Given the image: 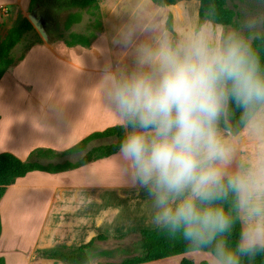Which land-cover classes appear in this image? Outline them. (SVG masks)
I'll use <instances>...</instances> for the list:
<instances>
[{
    "label": "clouds",
    "instance_id": "obj_1",
    "mask_svg": "<svg viewBox=\"0 0 264 264\" xmlns=\"http://www.w3.org/2000/svg\"><path fill=\"white\" fill-rule=\"evenodd\" d=\"M133 67L97 91L122 129V177L144 189L149 225L210 264H264V62L247 34L167 27L132 10Z\"/></svg>",
    "mask_w": 264,
    "mask_h": 264
},
{
    "label": "crops",
    "instance_id": "obj_2",
    "mask_svg": "<svg viewBox=\"0 0 264 264\" xmlns=\"http://www.w3.org/2000/svg\"><path fill=\"white\" fill-rule=\"evenodd\" d=\"M15 1L0 0V7ZM22 7H27L26 0ZM138 7L166 22L171 13L172 27H181L189 16L186 6L179 17L169 5L118 0L105 13L106 31L91 49L82 44L33 45L0 80V152L27 159L36 148L63 151L92 132L117 124L96 89L106 70L133 67L134 49L125 45L122 33L136 22L132 10ZM11 14L0 17V41L21 22L15 24ZM190 17L194 21L199 13ZM205 23L218 30L224 27L210 20ZM116 153L60 172L33 170L8 186L0 198L4 264H66L41 257L38 250L79 246L100 234L113 237L138 228L153 229L150 197L122 177ZM184 258L196 264L211 260L208 251H188L137 264H180Z\"/></svg>",
    "mask_w": 264,
    "mask_h": 264
},
{
    "label": "trees",
    "instance_id": "obj_3",
    "mask_svg": "<svg viewBox=\"0 0 264 264\" xmlns=\"http://www.w3.org/2000/svg\"><path fill=\"white\" fill-rule=\"evenodd\" d=\"M158 5H172L181 0H152ZM199 22L198 25L210 20L213 23L229 25L234 22L236 12L227 6L228 0H199ZM48 2L56 10L70 11V19L74 16V8H99L100 0H31L29 13L33 14L41 23L44 22L43 5ZM173 16L169 14L166 25L172 28ZM237 26V25H236ZM36 31V28L28 17H25L19 24L11 27L6 36L0 41V80L3 75L9 70L11 66L22 60L26 52L35 44L43 43V38L29 41L28 35L30 32ZM29 43L26 45L24 52L15 57L14 50L17 46ZM79 42H68V45L78 44ZM84 46H91V42L81 43ZM254 47L257 49L264 62V34L256 37L253 40ZM122 129L117 124L109 126L103 130H98L90 133L84 137L77 144L69 147L63 151H55L52 148H36L27 159H21L11 151L0 152V198L4 196L8 186L14 184L17 178L26 175L33 170H46L49 172H60L70 168L78 167L82 164L88 163L92 160L100 159L118 152L119 141L122 137ZM114 138V141L109 143H102L91 148H88L90 143L96 139ZM84 152L77 159H70L69 157ZM44 153H56L61 162H56L48 167L41 164L37 158ZM2 231L1 215H0V235ZM132 232L140 233V253L124 258L120 262H109L106 264H137L148 261L158 260L165 257L188 252L190 250L184 245L182 241L172 240L160 232L149 228H138ZM111 236L100 234L94 237L86 244L79 246L57 245L50 248L39 249L38 253L41 257L52 258L62 261L66 264H94L86 252V249L92 246L96 240H106ZM121 237V236H118ZM0 264H4V259L0 257ZM180 264H196L194 261L184 258ZM198 264H210L204 260ZM257 264H260L258 258Z\"/></svg>",
    "mask_w": 264,
    "mask_h": 264
},
{
    "label": "rangeland",
    "instance_id": "obj_4",
    "mask_svg": "<svg viewBox=\"0 0 264 264\" xmlns=\"http://www.w3.org/2000/svg\"><path fill=\"white\" fill-rule=\"evenodd\" d=\"M114 1L118 0H100L99 8H74L73 13L74 16L70 19L71 13L70 11H62L56 10L51 5L48 8V15H46L47 20V27L51 31L50 36H48V40H45L41 34L37 31H31L30 34L27 36L29 41L37 40L38 38H43V43H56L57 48L59 46H68V42H79L86 43L91 42V46H83L86 48L91 49L93 46L94 41L102 34V32L106 31L104 27V23L106 22V14L112 11L111 7L114 4ZM124 1V0H121ZM126 1V0H125ZM142 3L151 4L153 6L152 0H138ZM24 0H16L13 5L6 4L0 9V17L3 15H10L11 18L14 19V23L17 24L22 21L25 17L29 16V7L31 0H26V8H23ZM22 5V6H21ZM169 8L170 12L174 8L175 12L179 17L183 14V6L187 7L188 10V18H186L182 23L181 27H186L188 25L196 24L199 22L198 19L192 21V17L190 14L196 16L199 13L200 9V2L199 0H181L176 2ZM227 6L232 8L236 12V16L234 18V22L229 25H224V27L220 30L228 31L233 28L240 29L247 34V21L250 19H255L257 21L256 28L254 30L255 38L259 37L264 34V0H228ZM6 8L8 10V14H4L6 12ZM45 8V7H44ZM160 12V11H159ZM115 13V12H114ZM171 14V13H170ZM160 16V13L157 14ZM166 17V10L165 16ZM29 18V17H28ZM196 18V17H195ZM198 20V21H197ZM192 22V23H191ZM173 24V21H172ZM237 25V26H236ZM198 26V25H197ZM1 38V35H0ZM254 38V39H255ZM29 41L25 42V44H21L17 46L14 50L15 57H19L24 50L26 45ZM12 67V66H11ZM11 67L9 69H11ZM60 74V73H59ZM114 141V138H103V139H96L90 143L88 148L93 146L102 144V143H109ZM57 151V150H55ZM58 152V151H57ZM82 153H77L70 156V159H77L79 158ZM63 158H60L56 155V153H44L43 155L39 156L37 160L43 164L44 166L48 167L56 162H61ZM118 236H111L106 240H96L93 244L96 247L104 248L106 253L103 257L97 259L96 263L98 264H106L109 262H120L124 258L135 256L140 253V240L141 234L135 232H128Z\"/></svg>",
    "mask_w": 264,
    "mask_h": 264
},
{
    "label": "flooded vegetation",
    "instance_id": "obj_5",
    "mask_svg": "<svg viewBox=\"0 0 264 264\" xmlns=\"http://www.w3.org/2000/svg\"><path fill=\"white\" fill-rule=\"evenodd\" d=\"M47 7H49L48 2L43 5V9H44L43 14H44L45 20L42 23V25H43L46 33L48 34V36H50L52 34H51V31L47 27V20H46V17H47L46 15H48V13H49ZM105 253H106V250L104 248H99V247H96L95 246L94 250L90 253V255H91L92 258H94L95 260H97V259L103 257L105 255Z\"/></svg>",
    "mask_w": 264,
    "mask_h": 264
},
{
    "label": "water",
    "instance_id": "obj_6",
    "mask_svg": "<svg viewBox=\"0 0 264 264\" xmlns=\"http://www.w3.org/2000/svg\"><path fill=\"white\" fill-rule=\"evenodd\" d=\"M28 17H29L30 21L32 22V24L34 25V27L37 29V31L41 34V36L45 40H48V34L46 33L42 23L33 14H29ZM94 248H95V245L93 244L92 246H90L89 248L86 249V252L89 255V257L91 258L92 262L96 261L90 255V253L94 250Z\"/></svg>",
    "mask_w": 264,
    "mask_h": 264
},
{
    "label": "built area",
    "instance_id": "obj_7",
    "mask_svg": "<svg viewBox=\"0 0 264 264\" xmlns=\"http://www.w3.org/2000/svg\"><path fill=\"white\" fill-rule=\"evenodd\" d=\"M4 14H8V10H7V8H6V12L4 11Z\"/></svg>",
    "mask_w": 264,
    "mask_h": 264
}]
</instances>
